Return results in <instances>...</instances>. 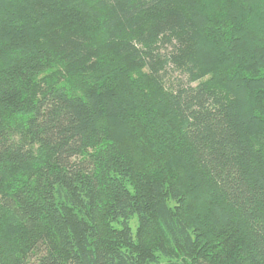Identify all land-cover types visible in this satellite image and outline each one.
<instances>
[{
	"label": "trees",
	"instance_id": "trees-1",
	"mask_svg": "<svg viewBox=\"0 0 264 264\" xmlns=\"http://www.w3.org/2000/svg\"><path fill=\"white\" fill-rule=\"evenodd\" d=\"M0 264H264V0H0Z\"/></svg>",
	"mask_w": 264,
	"mask_h": 264
},
{
	"label": "rangeland",
	"instance_id": "rangeland-1",
	"mask_svg": "<svg viewBox=\"0 0 264 264\" xmlns=\"http://www.w3.org/2000/svg\"><path fill=\"white\" fill-rule=\"evenodd\" d=\"M171 77L177 79V78L180 77V75L177 72L176 73H171Z\"/></svg>",
	"mask_w": 264,
	"mask_h": 264
}]
</instances>
